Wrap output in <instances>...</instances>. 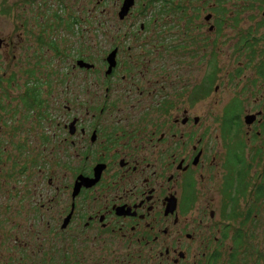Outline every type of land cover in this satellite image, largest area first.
Wrapping results in <instances>:
<instances>
[{
	"label": "flooded vegetation",
	"instance_id": "obj_1",
	"mask_svg": "<svg viewBox=\"0 0 264 264\" xmlns=\"http://www.w3.org/2000/svg\"><path fill=\"white\" fill-rule=\"evenodd\" d=\"M35 1L10 2L20 29L0 38L4 157L23 158L25 176L0 199V242L12 246L0 264H238L231 223H255L260 207L250 177L236 191L244 167L231 156L252 167L236 138L243 108L231 131L216 65L205 77L215 55L203 46V0H42L35 17L48 12L49 25L30 29ZM225 13H204L210 33ZM35 164L45 185L29 188Z\"/></svg>",
	"mask_w": 264,
	"mask_h": 264
},
{
	"label": "rangeland",
	"instance_id": "obj_2",
	"mask_svg": "<svg viewBox=\"0 0 264 264\" xmlns=\"http://www.w3.org/2000/svg\"><path fill=\"white\" fill-rule=\"evenodd\" d=\"M12 0H0V38H5L8 36L11 28H15V31L19 30V27H16L14 19L9 17L5 13V9H8V6ZM42 0H36L35 2H27V10L29 11L28 16V27L31 29L34 27L32 22H35V27L41 23L49 25L50 19L47 18V13L43 17L42 12L39 11V14L35 17L36 7L40 6ZM48 2V0H46ZM94 3V0H93ZM204 12L203 18H200L199 21L203 22L202 34L204 36L203 46L205 47L207 53L212 47L214 52V60L211 59L206 64V58L204 59V72L205 77L207 74H211L216 65V79L220 83L219 97L218 100L219 106L222 108L223 105L231 98L238 101V103L243 108L241 114V121L244 123L241 131L237 132L236 138L243 140L246 143L247 149L245 156L248 155L249 161L251 162L252 167L248 170V174L252 183L258 182L261 177H257L256 172H263L264 169V129H262L259 135L254 134V131L249 129V125L256 120L258 116L255 112L258 108L264 109V76L259 74V69L264 68V16L262 12L264 11V0H203ZM36 6V7H35ZM25 3L22 5L21 10H24ZM208 10L212 11H224V15H221V21L225 24L213 31L212 33L208 30V24L204 20V13ZM229 15V16H228ZM11 16V15H10ZM19 21V19H17ZM35 31V30H33ZM32 35L28 33L25 38L26 40L22 42L24 44H29L33 46ZM50 34H53L49 31ZM216 37L215 41L212 42V37ZM209 38V41L206 39ZM2 41V40H1ZM212 42V43H210ZM5 49L2 47L0 49V74L5 66ZM206 56V55H205ZM12 58V57H11ZM21 55L13 58L20 59ZM214 61V63H213ZM262 68V69H263ZM231 75V79H230ZM263 78V79H262ZM4 94L0 89V100L3 101ZM235 103V102H234ZM246 114L255 115V119L251 123H246L244 116ZM7 115H4L3 111L0 110V122L5 120L8 122ZM254 125V124H253ZM8 130L0 127V199H3V194L6 190H13L23 188L22 181L25 180V176L19 173V166L24 161L18 160L17 158L5 159L4 154L10 147L6 142V135ZM259 150V153H258ZM258 165H256V162ZM38 164L31 165L34 169V175L30 176L31 184L29 188H40L45 184L42 183L41 177L43 173L39 174L37 168ZM242 169H245L242 168ZM45 172L50 170V167L45 166ZM251 170V171H250ZM7 175L6 178H4ZM254 183V184H256ZM253 194V193H252ZM259 208L257 213L256 222L249 225H244L243 223L235 222L231 223V228L237 229L241 227L245 230L246 233H250L249 237H243L241 246H237L236 249L235 242H231V246L235 249L236 259L238 264H264V200H260L254 196ZM249 200L240 199V212L244 215V209L246 207L245 203ZM234 208V207H233ZM4 211L0 206V225L4 223ZM3 214V215H2ZM11 218L19 220L18 216L11 214ZM2 223V224H1ZM7 227H0V235L2 236V231ZM16 230L19 227L15 228ZM249 235V234H248ZM1 240V239H0ZM13 243V241H11ZM6 243V242H5ZM258 252H256V250ZM12 246L9 243L3 244L0 242V251H10ZM233 250V249H232ZM258 254V255H257ZM259 256V257H257Z\"/></svg>",
	"mask_w": 264,
	"mask_h": 264
},
{
	"label": "trees",
	"instance_id": "obj_3",
	"mask_svg": "<svg viewBox=\"0 0 264 264\" xmlns=\"http://www.w3.org/2000/svg\"><path fill=\"white\" fill-rule=\"evenodd\" d=\"M262 68L259 69V74H264V68L263 69ZM240 111H241V105L238 103V101L233 100L231 102V124H234V126L231 125V131H232V129L234 131H238L239 122H240L239 121ZM240 143H242L241 139H240ZM235 148H237V149L238 148H241V150H242L243 149V146L237 145L233 149L235 150ZM233 149L231 148V150H233ZM242 153H243V150H242ZM231 164H233L232 166L235 167V169H237V170L238 169L242 170L241 168H239L241 166L245 167V169L242 170L243 173L241 171L240 173H242V174L240 176L236 177L237 183H236V186H235L236 187V191L238 193H241L242 195H244L245 194V191L247 189V184L246 183L249 180V177H248L246 171L248 172L249 169L248 170L246 169V165H245L246 162H245L244 158H242L241 155L239 156L237 153L234 154L233 157L231 156ZM263 172H264V169H263ZM260 177H261L260 183H258L256 186L254 185L252 187V193L257 198H260V200H264V173ZM238 193H236L237 197H238ZM237 197H236V201H235L236 204L238 203ZM250 210L251 209L247 210L248 214L250 213ZM240 215H241V212H240V209L238 207H235V208H233L231 210V217H238ZM246 234L247 233L244 231L243 228L238 227L236 229V235H235V239H234L236 249L238 248L237 246L242 247L241 246L242 239H243V237L246 236ZM255 250H256V252H258L257 249H255ZM236 255L237 254H235V257H236ZM257 257H259V256H257Z\"/></svg>",
	"mask_w": 264,
	"mask_h": 264
},
{
	"label": "water",
	"instance_id": "obj_4",
	"mask_svg": "<svg viewBox=\"0 0 264 264\" xmlns=\"http://www.w3.org/2000/svg\"><path fill=\"white\" fill-rule=\"evenodd\" d=\"M0 42H1V40H0ZM255 119V115H253V114H246L245 116H244V120H245V122L248 124V123H251L253 120Z\"/></svg>",
	"mask_w": 264,
	"mask_h": 264
}]
</instances>
